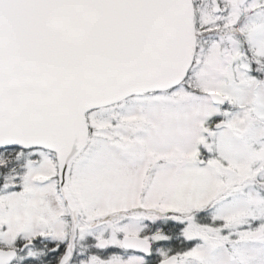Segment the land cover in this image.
I'll return each instance as SVG.
<instances>
[{"label": "snow or ice", "instance_id": "snow-or-ice-1", "mask_svg": "<svg viewBox=\"0 0 264 264\" xmlns=\"http://www.w3.org/2000/svg\"><path fill=\"white\" fill-rule=\"evenodd\" d=\"M0 264H264V0H0Z\"/></svg>", "mask_w": 264, "mask_h": 264}]
</instances>
